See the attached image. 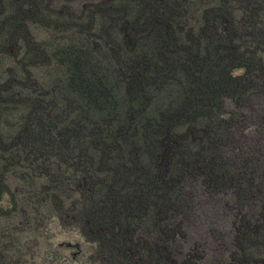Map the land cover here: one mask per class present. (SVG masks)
<instances>
[{
    "label": "trees",
    "instance_id": "1",
    "mask_svg": "<svg viewBox=\"0 0 264 264\" xmlns=\"http://www.w3.org/2000/svg\"><path fill=\"white\" fill-rule=\"evenodd\" d=\"M32 201L89 264H264V0H0V217Z\"/></svg>",
    "mask_w": 264,
    "mask_h": 264
},
{
    "label": "rangeland",
    "instance_id": "2",
    "mask_svg": "<svg viewBox=\"0 0 264 264\" xmlns=\"http://www.w3.org/2000/svg\"><path fill=\"white\" fill-rule=\"evenodd\" d=\"M8 207L6 199L1 204ZM0 247L7 264H89L93 245L71 222H61L44 201H32L25 216L0 217Z\"/></svg>",
    "mask_w": 264,
    "mask_h": 264
}]
</instances>
